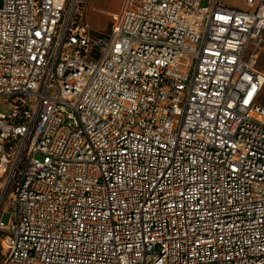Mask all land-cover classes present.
Here are the masks:
<instances>
[{
    "label": "built area",
    "instance_id": "built-area-1",
    "mask_svg": "<svg viewBox=\"0 0 264 264\" xmlns=\"http://www.w3.org/2000/svg\"><path fill=\"white\" fill-rule=\"evenodd\" d=\"M206 1L0 0V264H264V0Z\"/></svg>",
    "mask_w": 264,
    "mask_h": 264
},
{
    "label": "crops",
    "instance_id": "crops-1",
    "mask_svg": "<svg viewBox=\"0 0 264 264\" xmlns=\"http://www.w3.org/2000/svg\"><path fill=\"white\" fill-rule=\"evenodd\" d=\"M136 2L137 0H89L85 20L95 32L104 34V31L98 30L95 27V25L99 22L98 20L103 18H111V15L119 13L121 9L129 7V5L133 6V4ZM242 3L245 7L243 0ZM222 4L228 7L239 8L236 6L228 5L226 2H222ZM244 7L240 9H243ZM262 40V43L257 49H254V46L252 45L249 46V49H251V52L256 51V69L264 76V36ZM257 103L260 106L264 107V85L258 95Z\"/></svg>",
    "mask_w": 264,
    "mask_h": 264
},
{
    "label": "rangeland",
    "instance_id": "rangeland-1",
    "mask_svg": "<svg viewBox=\"0 0 264 264\" xmlns=\"http://www.w3.org/2000/svg\"><path fill=\"white\" fill-rule=\"evenodd\" d=\"M206 2H207L206 0H202L201 5L205 6ZM221 2H223V3L226 2L228 5L236 6V7H239V8L244 7L243 3H242V0H221ZM136 5L137 4L134 3L133 6H132V9H134L136 7ZM98 21L99 22L95 25V27L98 30H101V31H104L105 33H108L110 31V25L112 23L111 18H108V19L103 18V19H99ZM249 52H251V49L248 50V53ZM9 107H10L9 102L0 99V113L8 112L9 111ZM9 217H10L9 214L4 213L2 215V221L4 223H8Z\"/></svg>",
    "mask_w": 264,
    "mask_h": 264
}]
</instances>
